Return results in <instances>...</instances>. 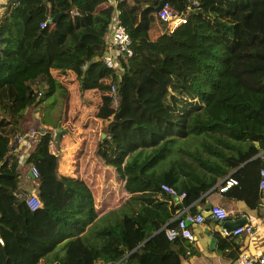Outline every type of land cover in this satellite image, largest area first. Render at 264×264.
Wrapping results in <instances>:
<instances>
[{"label":"trees","instance_id":"trees-1","mask_svg":"<svg viewBox=\"0 0 264 264\" xmlns=\"http://www.w3.org/2000/svg\"><path fill=\"white\" fill-rule=\"evenodd\" d=\"M163 1L177 13L168 20L157 14ZM115 10L132 54H118L109 67L103 55ZM181 13L185 21L174 25ZM53 68L70 70L81 89L102 91L95 115L106 135L96 141L101 168L92 174L87 160L81 175L59 173L47 128L23 161L9 148L27 112L57 91ZM263 150L264 0H7L0 14V264H181L180 254L196 250L185 236L166 237L177 207L161 184L184 192L186 203L234 177L222 192L255 206ZM23 164L38 169L30 190L21 186ZM101 171L107 188L97 194L90 176L97 181ZM114 178L130 195L97 222L113 204L106 190ZM31 192L40 200L33 209L23 200Z\"/></svg>","mask_w":264,"mask_h":264},{"label":"crops","instance_id":"crops-1","mask_svg":"<svg viewBox=\"0 0 264 264\" xmlns=\"http://www.w3.org/2000/svg\"><path fill=\"white\" fill-rule=\"evenodd\" d=\"M6 3L7 0H0V14L5 11ZM53 71H55L56 74L63 72L67 73L68 75L69 73L72 74V72L68 69L60 70L58 68H53ZM68 89L70 92L69 94L72 98L74 94L73 93L74 88L73 91L70 90V87H68ZM71 98L68 100V102H70ZM39 106L33 107L31 110H29L26 114V117L37 118L38 116L37 111L40 110ZM25 122H27V120H25ZM22 126L25 128L22 129L25 130V132L37 128V126L28 125L27 123L22 124ZM14 131L16 132L20 130H14ZM32 142H34L33 138L26 136L24 140L18 142L17 144L15 142L10 144L9 141V148L17 152L19 154L20 160L23 161L34 144V143L32 144ZM94 157L97 158L95 154ZM94 157H91L90 160H87L89 162L88 167L92 169H94V167L96 168L98 166L100 167L98 162L95 166L91 164V162L94 161L95 159ZM96 161L97 160L95 159V162ZM102 167L104 166L102 165ZM25 170L24 172H22V175L20 177L21 186L28 187L31 185L32 181L30 182L31 180L30 177L32 178V176H30V174L28 173L29 166H27ZM101 179L102 177L99 176L98 185L100 184L101 186H103L104 182L101 181ZM105 183L107 182L105 181ZM90 185L92 184L90 183ZM127 194H126V199L130 195L128 192ZM99 198L100 196L96 197V199ZM113 198L114 197L112 196L111 202L113 201V204L110 205V207L109 206L106 207L104 210H102L97 214L95 218V220H98L97 222H101V221L105 222L106 220L105 213L108 212L109 210L117 208L120 205L119 203H116L113 200ZM181 200L182 198H179V201H177L180 202V206L177 207V210H190L193 212L196 211L202 212L203 210L209 209L211 204L218 203L223 207H225L226 209L230 210V214L226 218L228 221L229 220L233 222L238 221L239 223L237 224V226L244 225L247 223H251L253 225V231L251 234L246 232L235 234L233 233V231L229 233H226L224 231L213 233L212 231L213 228L218 227L217 224L218 220L212 215L206 213L203 222L195 225H189V230L191 231L192 235L191 237H188V239L192 241V246L196 251L190 252L189 250H186L184 254H180L181 264H235L236 256L243 250L248 251L250 254L253 255H257L262 251L264 246V191L263 190L260 189L259 198L257 200L258 203L255 206H250L244 199L238 198L237 196L236 197H234V195L231 196L225 192L220 191L219 189L212 191L211 188L199 193L195 197L188 200L186 203H183ZM252 201L254 200L252 199ZM212 235H214L216 238V240L213 242L210 241ZM221 242L224 243L223 246L220 245ZM43 263L52 264L49 261H46L44 258L40 259V261L37 264H43Z\"/></svg>","mask_w":264,"mask_h":264},{"label":"rangeland","instance_id":"rangeland-1","mask_svg":"<svg viewBox=\"0 0 264 264\" xmlns=\"http://www.w3.org/2000/svg\"><path fill=\"white\" fill-rule=\"evenodd\" d=\"M57 75L59 81L57 92L40 104V110L37 111V118H27L24 116L22 124L27 123L28 125H35L37 128H34L39 130H44L46 128L50 130L52 134L50 148L59 158V173L81 175L84 172L83 168L86 160H90L91 157H94L96 141L102 138V133L106 135L105 122L95 115L97 107L101 103L100 97L102 91L98 88L81 89L79 81L71 73L68 75L63 72ZM68 87H70L71 91H73L74 88L72 98L69 94ZM70 98L71 100L68 102ZM25 120H27V122H25ZM22 124L20 131L25 132V130H22L25 129ZM20 131H14L9 134L10 144L14 142L15 133H21ZM33 143L35 142H32V144ZM95 159L97 160L96 162ZM95 159L91 162L93 166L100 161L98 158ZM26 167L27 164L22 165V172H24ZM91 169L92 168H89V170H87L90 171L89 174H92ZM104 174L105 172L103 171L98 172L96 174L97 181L94 175L90 176L94 181L92 182L94 190L96 192L99 191L97 194H100L103 192L104 188H107V184L104 188H101L100 184L98 185L99 176L103 177ZM106 176L109 179L113 177V173L107 171ZM111 182L112 184L109 185L110 189L106 190V192L114 197L113 200L116 203L122 200L119 206L125 204L123 200L126 199L127 192L123 191L120 180L114 178ZM28 187L30 190L32 183ZM119 206L117 208H119Z\"/></svg>","mask_w":264,"mask_h":264},{"label":"built area","instance_id":"built-area-1","mask_svg":"<svg viewBox=\"0 0 264 264\" xmlns=\"http://www.w3.org/2000/svg\"><path fill=\"white\" fill-rule=\"evenodd\" d=\"M117 14H118V10H115L114 14L112 15V21L109 25L110 27L106 38V47L103 55V60L106 63V65L109 67H113L116 64H119L116 58L118 54H124L126 56L132 54L129 33L125 25L119 21ZM157 14L162 19L168 20L177 13L176 10H174L173 7L168 2H165L157 10ZM181 21L182 22L185 21L183 13H181L179 17L174 21V25ZM45 22L46 21L41 22L40 25L43 26ZM44 130L31 129L28 130L27 132L15 133L14 142L17 144L18 142L24 140L26 136L33 138L35 142L38 138L37 134L44 132ZM9 141H10V136H9ZM51 143H52V139L50 142V147H51ZM260 158L262 160V164L259 168L258 187L264 191V150L260 152ZM29 170L33 175L32 177H36L38 175V169L34 164H31L29 166ZM236 183H237V179H235L234 177H226L223 179V184L220 186L219 190L224 191L229 186ZM161 187L163 188V190L172 194L173 196L174 195L177 196L178 199L184 196V192H181L180 194L177 195L176 190L172 186L166 183H162ZM23 200L30 209H33L34 207L40 204V200L34 192L26 194L23 197ZM209 214L215 217L216 219H225L229 216L230 210L226 209L225 207H223L218 203H214L211 204L209 207ZM175 216L177 217V222L172 226L165 227L164 229V233L166 237L170 240L174 239L177 236H185L187 238L191 237L192 233L189 230V225H195L201 223L205 219V215L202 212L200 211L193 212L190 210H177ZM232 231L235 234L241 232H246L251 234L253 231V225L251 223H247L235 227ZM0 242H2V238H0ZM235 264H264V246L262 251L257 255L250 254L248 251L245 250L241 251L235 258Z\"/></svg>","mask_w":264,"mask_h":264},{"label":"water","instance_id":"water-1","mask_svg":"<svg viewBox=\"0 0 264 264\" xmlns=\"http://www.w3.org/2000/svg\"><path fill=\"white\" fill-rule=\"evenodd\" d=\"M164 2V1H163ZM162 2V3H163ZM166 2V1H165ZM164 2V3H165ZM161 3V4H162ZM163 3V4H164ZM160 4V5H161ZM162 4V5H163ZM161 5V6H162ZM161 6H158V8L157 9H159ZM57 16H58V14H55L53 17H52V20H57ZM97 58H99L98 56L96 57V59ZM90 63H91V61H88L87 63H86V66H85V68H84V71L88 68V66L90 65ZM55 134V133H54ZM105 135V133H102L101 134V136L103 137ZM28 173L30 174V176H33L32 175V173H31V171L29 170L28 171ZM173 199L175 200V206L176 207H179L180 206V202H177V201H179V199H178V197L177 196H173ZM202 213L205 215L206 213L207 214H209V209H207V210H203L202 211ZM218 220V222H217V224H218V227H215V228H213V233H216V232H219V231H224V232H226V233H229V232H231L236 226H237V224L239 223L238 221L237 222H233V221H231V220H227L226 218L225 219H217ZM216 240V238H215V236L214 235H212L211 236V239H210V241L211 242H213V241H215Z\"/></svg>","mask_w":264,"mask_h":264}]
</instances>
